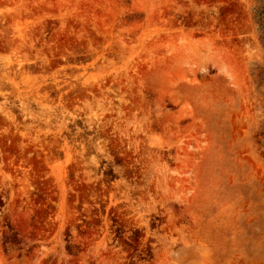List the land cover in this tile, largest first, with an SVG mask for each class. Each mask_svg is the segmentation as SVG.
I'll return each mask as SVG.
<instances>
[{
  "label": "rangeland",
  "instance_id": "obj_1",
  "mask_svg": "<svg viewBox=\"0 0 264 264\" xmlns=\"http://www.w3.org/2000/svg\"><path fill=\"white\" fill-rule=\"evenodd\" d=\"M0 264H264V0H0Z\"/></svg>",
  "mask_w": 264,
  "mask_h": 264
}]
</instances>
